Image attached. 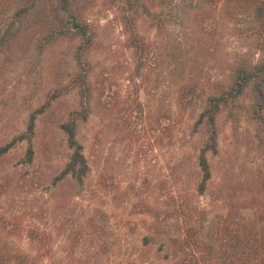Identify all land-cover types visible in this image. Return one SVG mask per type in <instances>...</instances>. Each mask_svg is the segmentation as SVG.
<instances>
[{"label": "rangeland", "instance_id": "rangeland-1", "mask_svg": "<svg viewBox=\"0 0 264 264\" xmlns=\"http://www.w3.org/2000/svg\"><path fill=\"white\" fill-rule=\"evenodd\" d=\"M116 3L82 0L98 34L89 54L91 114L79 130L89 165L82 184L57 178L69 154L59 124L77 104L68 86L72 43L0 54V147L61 90L37 116L32 163L25 142L0 158L3 241L33 255L44 245L39 253L63 262L170 264L162 243L185 221L202 225L213 240L239 225L264 233V150L253 125L241 121L234 130L226 113L219 115L218 149L208 154L211 178L203 194L195 163L203 138L193 125L211 87L238 59L263 55L250 20H227L202 33L194 19L163 27L162 18L143 17L138 31L146 50L136 55ZM31 232L41 241L32 242Z\"/></svg>", "mask_w": 264, "mask_h": 264}, {"label": "trees", "instance_id": "trees-1", "mask_svg": "<svg viewBox=\"0 0 264 264\" xmlns=\"http://www.w3.org/2000/svg\"><path fill=\"white\" fill-rule=\"evenodd\" d=\"M111 1L119 4L116 7L120 24L125 33L128 32V47L134 49L136 55L146 50L145 40L138 31V21L143 17L151 21H161L162 18L163 27L166 23L194 19L202 33L217 31L227 20L242 16L250 20V34L257 41L262 57L255 62L238 59L232 63L228 74L211 87L193 125L194 133H200L203 138L195 156L201 176L197 190L203 194L211 178L208 154H216L218 149L220 114L226 113L234 130L241 121L253 125L258 147L264 150V0ZM85 11L82 0H0V54L22 49L25 45L43 51L59 41L72 43L74 71L68 86L69 91L75 93L77 104L59 124L69 154L57 178H71L78 184L83 183L89 171L79 141V130L91 114L93 89L89 81V54L98 42L97 30L86 18ZM60 91L56 92L59 94ZM56 92L40 109L30 114L24 132L0 147V158L25 142V160L32 163V138L37 116L59 98ZM195 93V90L188 92L194 99ZM100 214L105 218L104 213ZM255 229L253 224L239 225L213 240L211 232L204 231L202 225L185 221L182 229L163 241L164 259L170 264H264V233L258 235ZM29 237L32 242L41 241L37 232H31ZM3 240L4 233L0 231V264H93L88 260L63 262L51 257L46 259L43 253H39L46 247L44 245L35 248L37 251L33 255Z\"/></svg>", "mask_w": 264, "mask_h": 264}]
</instances>
